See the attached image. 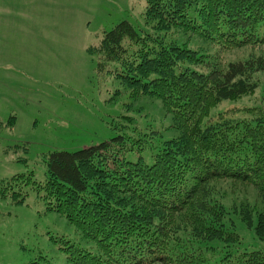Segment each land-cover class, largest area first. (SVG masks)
I'll list each match as a JSON object with an SVG mask.
<instances>
[{
    "label": "trees",
    "instance_id": "1",
    "mask_svg": "<svg viewBox=\"0 0 264 264\" xmlns=\"http://www.w3.org/2000/svg\"><path fill=\"white\" fill-rule=\"evenodd\" d=\"M145 2L144 29L124 20L90 50L100 71L115 75L130 98L161 100L172 118L168 129L178 135L162 142L151 163L132 162L126 155L145 149L146 134L128 136L118 123L109 141L50 153L44 184L15 176L0 183V196L23 204L25 187L33 185L48 211L96 243L94 254L64 241L72 264H264V252L237 248L240 236L215 191L234 182L264 201V119L234 122L221 113L211 120L219 104L259 87L264 0ZM191 38L196 42L189 45ZM241 50L256 56L228 60Z\"/></svg>",
    "mask_w": 264,
    "mask_h": 264
},
{
    "label": "rangeland",
    "instance_id": "2",
    "mask_svg": "<svg viewBox=\"0 0 264 264\" xmlns=\"http://www.w3.org/2000/svg\"><path fill=\"white\" fill-rule=\"evenodd\" d=\"M145 10V0H0V34L11 38L8 48L0 44V183L22 175L44 184L50 153L109 141L117 135L118 123L128 136L146 134L145 149L127 153L132 162L151 163L162 142L178 135L168 129L172 118L161 100L130 98L115 75L100 71L90 50L124 20L144 29ZM185 42L195 44L196 39ZM255 56L241 50L228 60ZM257 76V91L219 104L212 123L221 113L234 122L264 119V73ZM152 131L156 134L147 136ZM32 187H25L23 204L0 196V264H72L64 241L96 254V243L48 211L43 194ZM219 188L215 191L227 211L225 220L240 236L237 248L264 252L260 195L234 182H221ZM211 245L216 253L223 250L217 241Z\"/></svg>",
    "mask_w": 264,
    "mask_h": 264
},
{
    "label": "crops",
    "instance_id": "3",
    "mask_svg": "<svg viewBox=\"0 0 264 264\" xmlns=\"http://www.w3.org/2000/svg\"><path fill=\"white\" fill-rule=\"evenodd\" d=\"M0 44L4 45L3 49L8 48L11 44V38L9 36H5V35L0 34ZM13 44H14V42H13Z\"/></svg>",
    "mask_w": 264,
    "mask_h": 264
}]
</instances>
